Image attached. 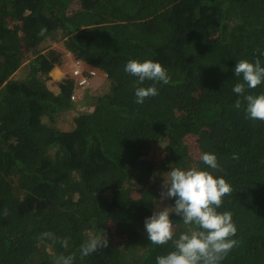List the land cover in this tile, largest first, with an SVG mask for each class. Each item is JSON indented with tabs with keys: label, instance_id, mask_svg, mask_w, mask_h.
Listing matches in <instances>:
<instances>
[{
	"label": "trees",
	"instance_id": "obj_1",
	"mask_svg": "<svg viewBox=\"0 0 264 264\" xmlns=\"http://www.w3.org/2000/svg\"><path fill=\"white\" fill-rule=\"evenodd\" d=\"M50 41L63 50L42 46ZM261 53L264 0H0V264H55L60 254H75L74 264H156L174 249L153 245L144 222L172 167L212 171L232 187L218 211L232 212L239 243L220 264H264V121L247 119L232 91L236 61L264 66ZM67 55L109 81L107 94L83 98L90 111L70 99L78 90L69 77L47 85ZM131 59L159 62L170 78L143 104L135 90L153 81L126 73ZM194 89L203 104L182 111ZM262 93L264 83L245 92ZM76 110L63 130L62 115ZM150 148L163 159L142 168ZM170 219L174 238L188 231ZM44 232L58 241L37 239ZM90 234L108 246L83 257Z\"/></svg>",
	"mask_w": 264,
	"mask_h": 264
},
{
	"label": "clouds",
	"instance_id": "obj_2",
	"mask_svg": "<svg viewBox=\"0 0 264 264\" xmlns=\"http://www.w3.org/2000/svg\"><path fill=\"white\" fill-rule=\"evenodd\" d=\"M46 31L47 29L42 27L38 35L43 36ZM124 70L137 77L141 84L145 80L153 81L148 87L136 88L137 104H143L147 98L158 95L157 83L167 85L170 82L166 69L159 62L152 60L141 62L131 59L126 62ZM97 72L96 70V74ZM234 73L239 79L232 91L243 97L246 118L264 121V93L245 94L246 88L256 89L264 83V66H261L259 59L254 62L240 59L236 61ZM235 107H241L240 99L236 100ZM199 159L207 168L213 171L221 170L215 154L204 152L200 154ZM233 159H238V156L234 154ZM166 174L167 180H164L163 184L165 191L161 193V199L174 198V206L155 211L144 222L148 239L153 245L163 246L171 242L174 249L165 255L157 256L156 264H220L239 243L232 238L237 234L232 212L218 211L223 204V198L232 194L231 185L222 176H214L212 171L197 167H172ZM172 213L180 216L183 224L189 226L188 231L181 233L178 238H174L173 222L170 219ZM37 239H47L53 243L58 241L51 232H44ZM59 243L62 247H67L68 239L59 240ZM107 246L106 235L90 234L79 251L81 256L86 257ZM74 261L75 254H60L56 257L55 264H74Z\"/></svg>",
	"mask_w": 264,
	"mask_h": 264
},
{
	"label": "rangeland",
	"instance_id": "obj_3",
	"mask_svg": "<svg viewBox=\"0 0 264 264\" xmlns=\"http://www.w3.org/2000/svg\"><path fill=\"white\" fill-rule=\"evenodd\" d=\"M73 9H75V5L72 7ZM43 47H50V49H54L56 51H60L63 50V47L61 45V43H56V42H47L44 43L42 45ZM71 70V58H69V56L65 57L63 64L61 66L55 67L50 73H49V77L50 80L47 82V85L52 87L53 90H55L56 88V81H61V79H63L64 77H69V73ZM16 78V77H15ZM87 90H79L77 91V95L78 96L75 101L77 102V109H83L85 108V111H90L91 109L86 108V101H84V97L85 95H88L89 97H96V98H100L103 95L107 94V92L109 91V81L107 80V78L102 75V73L97 72L96 77L93 78L90 83L89 86L86 88ZM188 97V98H186ZM186 99L183 100V103L181 105V110L185 111V112H191V111H197L199 109V107L203 104L204 102V92L201 89H194L192 91H189L186 94ZM81 101H83V103H81ZM86 111V112H87ZM80 114L77 110L76 111H70L67 114L62 115V124H61V128L63 130H68L70 128V126L72 125L73 122V118ZM185 143L187 145H189L190 147H194L192 141V138H185ZM194 154V153H193ZM163 159V154L162 152H160L159 150H157L156 148H150V149H146L144 151V153L142 152V168L143 167H151L152 165L158 164L162 161ZM165 191V189L162 187L160 188V201L159 204L157 205V210H162L165 207H169V204L167 202V199H161V193ZM124 241V238L122 237V235H120V237L117 238V245H122ZM98 264H107V262L105 260L100 261Z\"/></svg>",
	"mask_w": 264,
	"mask_h": 264
},
{
	"label": "built area",
	"instance_id": "obj_4",
	"mask_svg": "<svg viewBox=\"0 0 264 264\" xmlns=\"http://www.w3.org/2000/svg\"><path fill=\"white\" fill-rule=\"evenodd\" d=\"M96 76V70L88 68L81 61L75 59L71 60L70 78L75 82L76 90H85L90 83V80ZM75 94L71 96V100L74 101Z\"/></svg>",
	"mask_w": 264,
	"mask_h": 264
},
{
	"label": "crops",
	"instance_id": "obj_5",
	"mask_svg": "<svg viewBox=\"0 0 264 264\" xmlns=\"http://www.w3.org/2000/svg\"><path fill=\"white\" fill-rule=\"evenodd\" d=\"M56 82H58V81H56Z\"/></svg>",
	"mask_w": 264,
	"mask_h": 264
}]
</instances>
